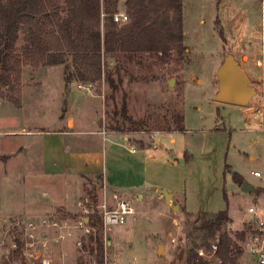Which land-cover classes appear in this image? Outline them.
Here are the masks:
<instances>
[{"label": "rangeland", "instance_id": "374dc122", "mask_svg": "<svg viewBox=\"0 0 264 264\" xmlns=\"http://www.w3.org/2000/svg\"><path fill=\"white\" fill-rule=\"evenodd\" d=\"M119 9L126 12L125 0ZM183 30V54H121L105 63L112 71L120 68L118 107L125 101L129 116L149 120L154 129L157 119L163 125L164 117L171 119L179 112L184 131L114 132L107 129L115 104L107 97L106 81L93 85L91 92L78 87L88 85L83 82H73L68 90L65 66L22 68L20 87L14 92L21 107L0 100V264H98L97 245L91 239L95 230L88 220L95 213L101 218L104 179L109 193L128 201L135 215L111 230L103 225V264H187L188 232L203 214L226 210L232 219L228 231L248 230L240 264H259L249 241L261 233L257 217L248 209L264 215V0H183ZM22 44L21 37L18 48ZM227 55L255 80L249 81L255 95L245 107L217 101L218 72ZM252 57L263 67L254 65ZM39 101L43 121L30 123L31 115L42 113L35 107ZM68 102L77 127L64 136L67 149H92L105 157L108 153L104 178L78 176V192V179L69 169L57 167L58 159L51 158L44 167L43 157L23 154V148L36 141L51 147L61 140L53 133L58 127L55 118H65ZM28 123L46 133L26 135L22 129ZM16 131L22 133L11 136ZM124 137L143 140L146 150ZM59 170L67 176L60 180L62 193L53 190ZM235 173L255 191H242ZM158 186L176 192L170 202L153 190ZM54 193L56 199L63 193L69 198L56 202ZM109 204L114 206L111 200ZM203 250L205 258H213L214 251Z\"/></svg>", "mask_w": 264, "mask_h": 264}, {"label": "trees", "instance_id": "16d2710c", "mask_svg": "<svg viewBox=\"0 0 264 264\" xmlns=\"http://www.w3.org/2000/svg\"><path fill=\"white\" fill-rule=\"evenodd\" d=\"M122 0H0V98L21 107L18 91L22 68L65 66V82L69 90L73 82L96 85L106 81L110 87L108 99L115 108L107 129L122 134L139 131H184V117L173 112L171 119H158L155 129L149 120H134L127 113L123 101L118 107L117 92L121 77L120 68H106V59L121 54H158L168 56L175 51L183 54V0H125L129 23L119 25L114 21L120 12ZM23 44L18 48L20 38ZM118 73V79L115 78ZM7 91V92H5ZM128 141L146 150L143 140ZM234 180L242 185L243 177L235 173ZM95 230L91 236L98 250L97 263L103 264L101 235L102 219L95 213L90 218ZM92 221V222H91ZM232 222L229 212L203 214L200 223L187 235V264H240L244 254L241 245L246 242L248 230L232 233L226 229ZM216 251L212 250L213 246ZM213 252L212 259L199 255V250ZM207 255V254H206Z\"/></svg>", "mask_w": 264, "mask_h": 264}, {"label": "crops", "instance_id": "0c3cea01", "mask_svg": "<svg viewBox=\"0 0 264 264\" xmlns=\"http://www.w3.org/2000/svg\"><path fill=\"white\" fill-rule=\"evenodd\" d=\"M254 59H257L255 57L251 58V61L253 62L254 65H257V63L254 61ZM258 66V65H257ZM263 67V66H261ZM244 68V67H243ZM245 69V68H244ZM249 81H252L254 79L251 78L250 74L245 71ZM255 81V80H254ZM62 87H64L62 85ZM64 89V88H63ZM70 96V94H68ZM96 97V96H95ZM1 100V98H0ZM36 109H40L42 111V113L40 114L37 112V114H40L38 116H33L31 115L30 117V123L36 121L37 119L43 121L42 119L44 117H42L41 115L43 114V107H42V101H39L38 104L36 103L35 105ZM19 111H22V109H18ZM68 113L66 116H64L65 118L63 119V117H59L57 116L55 118V121L57 122V128L55 129L56 131H54L53 133L56 134L57 136H59V139H61L59 142H56L57 144L52 145L51 147L42 145L44 143V141H36L35 144L32 145V147H28V148H23V154H29L30 152H32L33 154L39 155L41 156V158L43 157V161L42 163H44V167H45V162H49V160H51V158L53 160L58 159L57 162V167L59 166V168L63 171H65L66 169H69L68 171L73 175V177L75 179H78L77 183H75V190H79V188L81 187V177L84 176H92V175H103L104 178V171H105V166H107V158H108V153L106 152V157L105 155L102 156V153L99 152H95L94 150L92 151V149H67L65 143H64V136H69L70 134H74L75 133V128L77 127V120L75 118V116L72 114V108H71V104L70 102H68ZM40 121V122H41ZM64 121V123H63ZM99 121V125H100ZM28 123V125L25 126L24 129H22L24 131V133H26V135L29 136H41L42 134L46 133L45 131H38L40 129V126H37L33 124ZM63 123V124H62ZM30 124V125H29ZM62 125V128H60V126ZM33 128V129H32ZM30 129H32V131H30ZM20 133H22V131H16V132H12L11 136H17ZM107 134V133H106ZM116 133H110V135H115ZM109 135V134H108ZM125 141H127V137L123 138ZM133 148V147H132ZM21 149V148H20ZM135 149V148H134ZM131 150V149H130ZM132 152V151H131ZM132 153H137L136 149L135 152ZM1 155V154H0ZM15 155V154H14ZM17 156H12L10 158V160L16 161ZM115 159V160H114ZM113 160L115 162H119V160L116 161L117 158H114ZM1 161V160H0ZM106 161L105 164H103ZM148 170V168H146ZM63 171L59 170V183L53 185V190H55L56 192L59 191L60 192L61 188L59 189V186H61V182L60 180H62L63 178ZM144 174H148L146 172V170H144ZM78 176H81L80 178H77ZM108 181V179H104V192H105V196L111 200H113V196L116 195L119 197V195L117 193H109L108 189V185L105 182ZM119 180V179H117ZM120 183H122V181H118ZM117 182V183H118ZM249 184V183H248ZM133 185L137 186V182L134 183ZM140 185H142V183H140ZM56 186V188H55ZM157 190L159 191H165L163 189H161V187H155ZM154 190V189H153ZM55 192V193H56ZM55 193L53 194L54 197L52 198V200L58 202L57 200H59V202L62 201H67L69 198V193H63L64 197H59V199H56L57 196H55ZM176 192H173V196ZM48 196V192H44V196ZM120 198V197H119ZM122 199V198H120ZM249 210V209H248ZM251 215V214H250ZM253 217V215H251Z\"/></svg>", "mask_w": 264, "mask_h": 264}, {"label": "built area", "instance_id": "2783aa9c", "mask_svg": "<svg viewBox=\"0 0 264 264\" xmlns=\"http://www.w3.org/2000/svg\"><path fill=\"white\" fill-rule=\"evenodd\" d=\"M114 21L119 25H126L129 23V16L126 12L116 13L114 16ZM258 66H263L262 61L256 62ZM80 89H87L91 92L92 85L88 84L87 86H78ZM261 113V112H260ZM132 152H135V149H131ZM256 177H262L260 173H254ZM114 206L109 204V199L105 196L103 203L100 207V216L102 223L105 228L111 230L114 226L126 225L128 220L135 215V208L126 200L120 199L118 196H113ZM249 213L257 217L260 235L252 236L250 238V252L254 255L259 264H264V215L261 216L257 212L256 208L250 207ZM214 251H216V245L213 246ZM200 256H205L203 249L199 250Z\"/></svg>", "mask_w": 264, "mask_h": 264}, {"label": "water", "instance_id": "95a60500", "mask_svg": "<svg viewBox=\"0 0 264 264\" xmlns=\"http://www.w3.org/2000/svg\"><path fill=\"white\" fill-rule=\"evenodd\" d=\"M219 90L216 96L217 101L226 104H232L237 106H247L255 92L250 86L248 76L245 69L239 64V62L231 55H227L219 72ZM173 80L170 81V86ZM242 191L246 193L254 192L255 188L250 186L247 182H244L241 186ZM154 190H157L154 188ZM170 202L173 198V194L167 191H159ZM179 206L176 205L174 210L177 211ZM161 249V248H160Z\"/></svg>", "mask_w": 264, "mask_h": 264}]
</instances>
